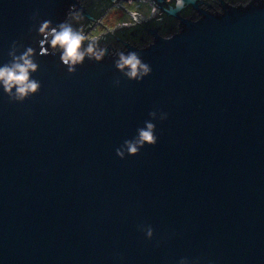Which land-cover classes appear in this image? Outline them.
Segmentation results:
<instances>
[{
  "label": "water",
  "instance_id": "95a60500",
  "mask_svg": "<svg viewBox=\"0 0 264 264\" xmlns=\"http://www.w3.org/2000/svg\"><path fill=\"white\" fill-rule=\"evenodd\" d=\"M145 1L176 25L140 45L101 37L104 59L69 73L39 54L38 27L72 5L95 24L81 0H0V66L31 46L41 81L23 102L0 88V264H264V0ZM121 51L152 72L123 76ZM154 109L158 142L119 157Z\"/></svg>",
  "mask_w": 264,
  "mask_h": 264
},
{
  "label": "clouds",
  "instance_id": "9594fccd",
  "mask_svg": "<svg viewBox=\"0 0 264 264\" xmlns=\"http://www.w3.org/2000/svg\"><path fill=\"white\" fill-rule=\"evenodd\" d=\"M69 8L68 15L79 17V13H74ZM35 18V17H33ZM38 34L42 39L38 40L41 55L59 54V59L67 67L69 73H75L77 67L82 65L85 58L100 62L106 56V51L98 46L96 40H92L86 47L82 48L84 35L77 31L69 22L61 21L53 25L51 20H43L38 27ZM24 50L21 52L20 49ZM19 53V54H18ZM36 49L31 46H24L17 41H13L8 52L10 60L0 66V88L12 102H23L33 94L38 93L41 88V81L32 77L38 71L39 63L36 61ZM114 65L123 76L129 80L142 81L143 78L152 72L149 63L137 51H121L117 54ZM114 83L120 84L117 78ZM151 119L144 121V126L137 128L136 135L131 139H126L123 144L116 149V154L124 158L125 154L137 155L146 144L154 146L158 142L156 134V119L161 121L167 119L168 113L163 110H151L148 113ZM146 232L147 238L151 239L154 229L149 225L140 226ZM179 264H188L186 258H181Z\"/></svg>",
  "mask_w": 264,
  "mask_h": 264
},
{
  "label": "flooded vegetation",
  "instance_id": "af4514ba",
  "mask_svg": "<svg viewBox=\"0 0 264 264\" xmlns=\"http://www.w3.org/2000/svg\"><path fill=\"white\" fill-rule=\"evenodd\" d=\"M175 1L176 0H163V2L167 5H173ZM224 1H231V0H224ZM195 5L199 9H207V10H219L220 9L219 0H196ZM179 15L183 17L195 18L197 16V11L195 8H193V6L185 4L184 7L179 11ZM149 19H152V21L150 22L149 25L146 26V28L154 27L157 29L158 32H160L162 29L167 28V27H174L177 23L174 18L170 16H166L160 8H156L155 6H154L153 14ZM97 21H99V19ZM141 21H144V20H141ZM135 23L130 24V25L123 24L122 26L116 27L115 29L111 31H106L104 33H101L95 39L93 38L90 39L88 38L89 33L91 30L95 28V24H93L85 33V37L89 40H96V41L100 40L101 37H104V40L107 43H116L119 45L121 43L130 44L134 41L136 36H138L137 32H135L136 30L134 31V30H131V28H129L130 26L133 27Z\"/></svg>",
  "mask_w": 264,
  "mask_h": 264
},
{
  "label": "rangeland",
  "instance_id": "374dc122",
  "mask_svg": "<svg viewBox=\"0 0 264 264\" xmlns=\"http://www.w3.org/2000/svg\"><path fill=\"white\" fill-rule=\"evenodd\" d=\"M118 3V4H117ZM113 3L106 12L100 17L99 21L95 24V28L90 31L88 38L111 30L114 26L120 23L133 24L136 21L133 16L126 12V10L135 12L143 18L151 15L153 6L145 0H119ZM126 9V10H125Z\"/></svg>",
  "mask_w": 264,
  "mask_h": 264
},
{
  "label": "trees",
  "instance_id": "16d2710c",
  "mask_svg": "<svg viewBox=\"0 0 264 264\" xmlns=\"http://www.w3.org/2000/svg\"><path fill=\"white\" fill-rule=\"evenodd\" d=\"M125 1V0H124ZM80 4L83 6L85 11L94 17L95 20L100 19V17L106 12V10L112 5L110 0H81ZM152 19L136 22L131 30H136L138 36L134 39V41L130 44L132 45H140L141 41L143 40H148V36L145 33L146 26L150 24ZM69 23L73 25V27L77 30L80 31L84 37L85 33L89 29V26L93 25L91 21H89L87 18H85L83 15L79 14V17L71 16ZM173 27H167L162 29L159 33L161 35H166L169 30ZM130 35V34H129ZM92 40H89L85 37V39L82 41L81 47H86L89 42ZM100 42V40H97V43Z\"/></svg>",
  "mask_w": 264,
  "mask_h": 264
}]
</instances>
